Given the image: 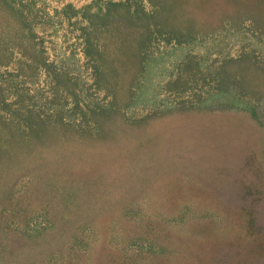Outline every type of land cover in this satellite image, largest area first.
I'll return each mask as SVG.
<instances>
[{
    "label": "rangeland",
    "instance_id": "rangeland-1",
    "mask_svg": "<svg viewBox=\"0 0 264 264\" xmlns=\"http://www.w3.org/2000/svg\"><path fill=\"white\" fill-rule=\"evenodd\" d=\"M0 264H264V0H0Z\"/></svg>",
    "mask_w": 264,
    "mask_h": 264
}]
</instances>
